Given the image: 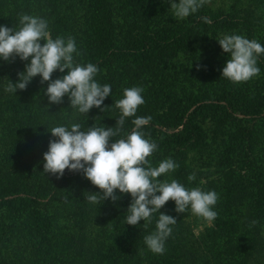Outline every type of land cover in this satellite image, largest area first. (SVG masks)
<instances>
[{
	"label": "trees",
	"instance_id": "1",
	"mask_svg": "<svg viewBox=\"0 0 264 264\" xmlns=\"http://www.w3.org/2000/svg\"><path fill=\"white\" fill-rule=\"evenodd\" d=\"M153 4L152 0H0V26L16 28L21 14L44 18L51 37L74 38L80 53L75 57L77 63L95 64L100 69L94 77L96 82L110 84L112 88V94L101 106L104 111L93 107L88 115L81 114L70 107L67 95L63 103L50 104L46 94L49 82L41 83L39 75L26 90L18 89L16 94L5 92L6 85L10 80L18 81V73L25 70L30 60L26 62L16 57L8 62L0 59V232L5 230L17 239L24 233L32 239L34 236L39 238V233L45 237L42 229L50 223L43 213L53 201L77 190L73 187L77 179L74 172L66 169L62 178L44 173V153L49 150V142L56 139L50 130L57 126L70 129L74 123L80 124L85 132L93 126L115 127L121 116L115 101L123 99L124 90L132 87L144 88L145 103L138 107L136 116L125 118L122 131L110 139L109 144L126 139L135 127L132 120L136 117L150 116L151 121L141 131L145 139H148L147 133L153 134L149 140L158 148L148 158L157 162L162 160V153L170 154L179 167L172 171L169 182L176 180L191 190L193 181L188 180L191 175L188 152L205 145L198 120L208 119L216 126L217 133L224 136L216 162V170L224 173L222 185L227 191V195L223 194L224 207L252 201L260 209L257 217L264 220V181H256L251 186L247 178L252 171L258 176L264 172L263 166L258 169L252 158L253 151L264 143V133L258 131L257 136V131L251 129H257V122L264 117V54L257 59L258 76L247 82L233 83L222 77L223 68L218 70L215 59H210L202 73L195 76V59L207 58L210 51L204 55L195 50L197 43L193 50L190 49L200 37L215 36L221 28L240 29L246 32L247 39L255 40L256 21L251 18L252 13L224 15L204 4L173 28L162 21V10ZM257 42L264 46L263 38ZM187 49L190 56L196 57L192 58L189 70V76H193L190 89L194 88V83L201 84V89L184 95L179 90V71L176 70L174 75V70L176 57ZM66 74L67 70L64 73L57 70L52 79ZM237 121L238 126L225 134V125ZM238 158L234 168L233 163ZM116 194L121 199L116 202L108 199L105 203V210L117 214L121 223L109 255L101 262L90 250L74 249L71 264H137L140 232L136 226L126 223L132 196L122 194L118 189ZM175 209V202L170 200L160 211L178 219ZM26 215L27 219L18 223V219ZM250 217L254 218V215L248 213ZM158 218L157 212L155 226ZM171 227L173 232L165 242L166 251L160 263L194 264L193 252L184 244L178 220ZM226 231L234 233L230 229ZM249 245L256 260L260 259L264 253V240L249 239Z\"/></svg>",
	"mask_w": 264,
	"mask_h": 264
},
{
	"label": "clouds",
	"instance_id": "2",
	"mask_svg": "<svg viewBox=\"0 0 264 264\" xmlns=\"http://www.w3.org/2000/svg\"><path fill=\"white\" fill-rule=\"evenodd\" d=\"M176 19L183 20L196 13L207 0H168ZM224 53L230 54L222 77L233 83L251 80L260 73L257 59L264 54V46L256 40H249L241 35H223L217 39ZM41 41H44L43 45ZM77 50L74 38L57 37L53 39L48 30V22L39 16L21 14L16 28L0 26V59L12 62L16 57L26 63L25 70L18 73V81L11 80L5 92L16 94L17 90H26L36 76H41V83L49 82L46 94L50 104L63 103L67 95L70 107L81 114H87L95 107L101 109L104 100L112 94L110 84L100 85L94 77L100 69L93 63H77ZM59 70L67 74L55 80L53 73ZM200 70V65H197ZM143 87L124 90V98L115 101L121 116L115 127H91L87 132L80 124L71 127L57 126L50 130L56 139L49 142V150L44 153V173L62 178L65 170L82 173L94 186L102 190L86 195V200L93 204H102L111 199H121L116 194H131L132 202L127 209V225L139 226L140 221L146 228L152 222L153 213H159L156 231L144 237V243L154 254L163 255L165 242L172 235V225L177 223L173 216L160 210L171 201L176 204V212L185 213L189 206L193 214L211 223L218 217L213 207L219 200L215 191L204 192L200 188L186 189L176 180H161L162 175L175 171L179 167L171 158L153 167L148 159L158 148L155 142L145 139L141 129L148 125L151 117H136L135 126L126 139H110L122 131L125 118L136 116L138 107L145 103ZM105 108L101 110L104 111ZM195 173L188 180H195ZM157 193H160L157 195ZM258 221H252L254 226Z\"/></svg>",
	"mask_w": 264,
	"mask_h": 264
},
{
	"label": "rangeland",
	"instance_id": "3",
	"mask_svg": "<svg viewBox=\"0 0 264 264\" xmlns=\"http://www.w3.org/2000/svg\"><path fill=\"white\" fill-rule=\"evenodd\" d=\"M154 6L161 11V19L167 23V26H178L183 20L176 19L170 9L171 4L168 0H152ZM178 3L179 1L176 0ZM205 5L211 10L229 15L234 12L240 15L246 14L247 11L252 13L251 18L255 20L256 32L255 40L264 39V0H207ZM249 16V15H248ZM223 35H241L247 38L246 32L240 29H218L215 36L206 34L193 45L190 49L193 50L196 43L199 44L195 50L200 53L207 54L210 51V56L207 58L195 59V65H200V70H196L195 76L202 73L204 67L209 63V60L217 61L218 70L220 67L226 66L227 59H230V54L224 53L217 39ZM192 58L195 56L189 55V50L180 53L176 57V70L179 71L180 88L179 90L187 95L196 93L201 89V84L194 83V88L190 89L193 83V76H189ZM188 62L187 66L186 63ZM187 68L186 71L183 68ZM177 78V77H176ZM199 76L197 77V79ZM201 80V77H200ZM253 80V79H252ZM240 118V117H239ZM238 119V118H237ZM241 119V118H240ZM231 122L226 124L223 131L231 132L232 128L238 124ZM259 126L253 129L257 131L256 135L264 133V117L262 121L257 122ZM198 124L202 127L205 137V145L196 150L188 152V164L191 174L195 173L193 180V188H200L204 192L215 191L219 195L217 204L213 210L218 213L215 221L209 223L201 217L192 213L189 206L185 213L177 212V220L182 227L184 244L193 252L194 264H264V253L256 260V256L250 251L249 239L261 238L264 240V220L257 217V212H260L255 202H243L235 206H225L223 194L227 195L222 185L223 171L216 170V162L221 150V141L224 136L217 133L216 126L208 119L198 120ZM241 125V124H239ZM222 131V132H223ZM260 133H259V132ZM147 138H152L153 134L147 133ZM170 154L160 155L162 160L154 162L152 166L158 167L159 163L171 158ZM253 164L260 169H264V143L259 144L258 150L253 151ZM239 158L234 161V168L237 166ZM256 169V171L258 170ZM172 172L162 175L161 180L170 181ZM252 171L247 174L248 183L253 186L256 181H264L263 175L258 176ZM76 180L73 182L74 189L69 192L66 197L58 199L57 202H52L47 211L43 213L50 226L44 228L42 233H39V238L34 236L20 235L17 239L16 235H9V232H0V264H71L70 256L74 249L90 250L91 253H96V257L101 262L109 255L110 249L114 246L118 236V228L121 223L117 214L109 212L105 209L106 201L100 204H93L86 200L87 192L96 193L102 190L94 186L82 173H75ZM133 199V198H132ZM248 213L254 215L248 218ZM247 215V216H246ZM157 213H153L152 222L144 227V221L141 220L139 226L135 228L140 232V249L137 264H161L163 255L154 254L144 243V237L155 232V221ZM27 219V215L18 219V223H22ZM258 221L254 226L252 221ZM7 221L4 222V224ZM20 227L24 225L20 224ZM233 228V229H232ZM233 230V234H229L226 230ZM88 251V252H90ZM93 254V253H92ZM250 257L247 258L246 255ZM105 263V262H104ZM103 263V264H104Z\"/></svg>",
	"mask_w": 264,
	"mask_h": 264
}]
</instances>
